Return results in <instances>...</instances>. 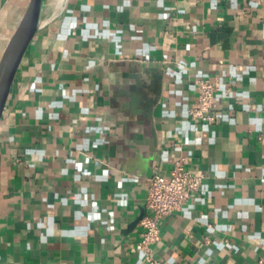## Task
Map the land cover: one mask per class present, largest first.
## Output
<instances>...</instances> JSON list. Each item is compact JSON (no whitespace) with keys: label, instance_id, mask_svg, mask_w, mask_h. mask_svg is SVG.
Segmentation results:
<instances>
[{"label":"crops","instance_id":"obj_1","mask_svg":"<svg viewBox=\"0 0 264 264\" xmlns=\"http://www.w3.org/2000/svg\"><path fill=\"white\" fill-rule=\"evenodd\" d=\"M28 2L0 0V57ZM204 78L211 122L189 114ZM181 156L203 184L155 258L264 264V0H67L0 123V264H148L147 178Z\"/></svg>","mask_w":264,"mask_h":264},{"label":"built area","instance_id":"obj_2","mask_svg":"<svg viewBox=\"0 0 264 264\" xmlns=\"http://www.w3.org/2000/svg\"><path fill=\"white\" fill-rule=\"evenodd\" d=\"M217 90L218 85L209 78L197 82V99L189 109L192 118L202 122L216 120L214 98ZM203 179V174L191 172L182 156L175 159L168 175L156 170L148 176L146 206L149 213L141 219V238L136 243L148 264H164L153 254V244L161 239V220L181 210L186 200L201 189Z\"/></svg>","mask_w":264,"mask_h":264},{"label":"water","instance_id":"obj_3","mask_svg":"<svg viewBox=\"0 0 264 264\" xmlns=\"http://www.w3.org/2000/svg\"><path fill=\"white\" fill-rule=\"evenodd\" d=\"M66 1L61 0L56 7L55 0H29L0 57V123L16 73L31 41L44 26L46 20L60 14ZM48 6H52L53 9L52 13L46 17Z\"/></svg>","mask_w":264,"mask_h":264},{"label":"bare ground","instance_id":"obj_4","mask_svg":"<svg viewBox=\"0 0 264 264\" xmlns=\"http://www.w3.org/2000/svg\"><path fill=\"white\" fill-rule=\"evenodd\" d=\"M61 0H55L56 7L60 4Z\"/></svg>","mask_w":264,"mask_h":264},{"label":"rangeland","instance_id":"obj_5","mask_svg":"<svg viewBox=\"0 0 264 264\" xmlns=\"http://www.w3.org/2000/svg\"><path fill=\"white\" fill-rule=\"evenodd\" d=\"M49 1H51V0H49Z\"/></svg>","mask_w":264,"mask_h":264}]
</instances>
